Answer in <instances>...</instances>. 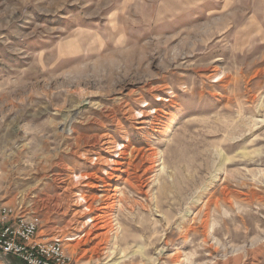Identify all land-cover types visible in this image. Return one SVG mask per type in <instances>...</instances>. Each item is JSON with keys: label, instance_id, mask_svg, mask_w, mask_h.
<instances>
[{"label": "rangeland", "instance_id": "374dc122", "mask_svg": "<svg viewBox=\"0 0 264 264\" xmlns=\"http://www.w3.org/2000/svg\"><path fill=\"white\" fill-rule=\"evenodd\" d=\"M0 204L75 264H264V0H0Z\"/></svg>", "mask_w": 264, "mask_h": 264}, {"label": "built area", "instance_id": "2783aa9c", "mask_svg": "<svg viewBox=\"0 0 264 264\" xmlns=\"http://www.w3.org/2000/svg\"><path fill=\"white\" fill-rule=\"evenodd\" d=\"M40 218L26 215L22 206L0 204V254L23 264H75L61 237L39 240Z\"/></svg>", "mask_w": 264, "mask_h": 264}, {"label": "bare ground", "instance_id": "6f19581e", "mask_svg": "<svg viewBox=\"0 0 264 264\" xmlns=\"http://www.w3.org/2000/svg\"><path fill=\"white\" fill-rule=\"evenodd\" d=\"M104 145H107L106 150H107L108 153H110V152H114V148H112L113 145H111V142H107V141H105ZM109 145L112 146V147H109ZM115 146H116V145H115ZM115 146H114V147H115ZM121 153H122V152H121ZM100 161H101V160H100ZM130 162H131V161H130ZM104 163H105V162H104ZM110 164H111V163H110ZM106 165H109V164L106 163ZM81 199H82V198H81ZM83 201L86 202L84 198H83ZM88 211H89V210H88Z\"/></svg>", "mask_w": 264, "mask_h": 264}, {"label": "water", "instance_id": "95a60500", "mask_svg": "<svg viewBox=\"0 0 264 264\" xmlns=\"http://www.w3.org/2000/svg\"><path fill=\"white\" fill-rule=\"evenodd\" d=\"M0 257H1V259H2L6 264H8V263L6 262V260H5V258H6L5 256H3V255L0 254Z\"/></svg>", "mask_w": 264, "mask_h": 264}]
</instances>
